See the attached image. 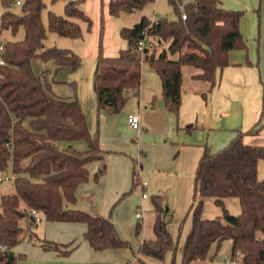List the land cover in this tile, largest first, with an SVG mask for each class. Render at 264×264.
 Segmentation results:
<instances>
[{
    "label": "trees",
    "instance_id": "16d2710c",
    "mask_svg": "<svg viewBox=\"0 0 264 264\" xmlns=\"http://www.w3.org/2000/svg\"><path fill=\"white\" fill-rule=\"evenodd\" d=\"M1 32H11L13 40H5L0 64V170L13 175L15 191L0 199V264H18L23 255L16 246L35 222L28 209H36L47 221L81 222L87 225L85 239L96 250L131 248L120 237L114 222L103 216L67 208L76 201L78 186L90 179L88 164L96 160L102 165L95 178L106 172L105 151L99 136H93L77 85L71 82L75 95L63 97L53 91L46 71L37 73L36 58L53 61L55 72H76L82 58L71 48L46 46L48 32L83 39L82 23L91 30L93 21L81 9L85 0H64V14L48 11V24L43 12L44 0H0ZM20 2L17 4V2ZM59 0H51L55 4ZM154 0H111L110 14L142 9ZM178 18L151 20L143 16L133 27L120 29L128 48L117 57L103 54L102 24L100 51L93 77L98 110L120 113L127 104L130 89L142 83V60L136 47L148 30L150 37L168 42L163 49L148 47L143 60L149 63L162 81L165 106L178 113L182 98V68L194 66L201 72L195 79L212 86L217 70L228 64L232 49L246 48L240 20L243 12L225 9L219 0H169ZM187 17L183 18V11ZM21 34V38L17 37ZM54 82V81H53ZM66 83L65 81H60ZM261 126L238 132L222 150L213 153L206 148L195 176L193 202L190 207L192 226L186 237L181 264L204 262L211 246L232 241V257L239 255L242 264H264V179L258 176V164L264 160V146L244 143L246 134H258ZM84 143V148H78ZM237 197L241 213L231 214L224 199ZM206 200H214L223 209L215 218H205ZM25 206V207H23ZM156 239L140 247L141 254L164 259L176 251L172 235L162 215V204L155 200ZM28 226L22 225V220ZM141 231L138 227L137 233ZM47 249L60 250L57 243H43ZM172 264H176L173 261Z\"/></svg>",
    "mask_w": 264,
    "mask_h": 264
},
{
    "label": "crops",
    "instance_id": "0c3cea01",
    "mask_svg": "<svg viewBox=\"0 0 264 264\" xmlns=\"http://www.w3.org/2000/svg\"><path fill=\"white\" fill-rule=\"evenodd\" d=\"M110 1L85 0L80 7L92 19L94 28L96 26L97 29L100 22L102 29V24L106 23L103 54L117 57L128 45L118 37L113 45L108 42L110 31L117 34L118 29L114 27L116 16L109 11ZM219 1L223 8L229 10L251 9L257 4V0ZM240 30L246 48L229 51L228 64L217 70L213 86L194 78L201 72L199 69L183 66L182 98L177 114L166 108L161 78L152 68L157 77L146 79L142 70L139 89L128 91L127 104L118 114L99 111L97 100L78 89L90 132L93 136H99L101 148L105 151L107 168L96 179L95 174L102 161L89 163L90 179L78 186L76 201L66 206L93 216L110 218L120 237L132 246L96 250L85 239V223L47 221L41 215L42 220L30 226L14 249V253L24 256L18 264H137L139 261L154 264L153 259L156 258L140 252L145 242L156 239L155 232L150 233V226L156 220L155 201L150 200V194L152 197L164 196L162 215L173 237L171 223L180 221L184 213V206H180L178 199H187L194 188L196 171L206 148L209 147L213 153L218 152L229 145L238 132H248L258 126L262 127L258 134H246L243 140L248 145L264 146V35L262 33L261 36L255 17L248 20L242 16ZM89 35L88 39L87 36L72 39L63 47L78 53L82 66L74 73L62 70V81L75 80L73 82L82 86L83 79H87L88 75L91 84L92 71L96 68L100 51V38L97 34ZM150 42L151 48L160 45L159 49H163L168 46V42L164 41L159 44L157 37H150ZM129 114L140 117L141 131L130 127ZM258 176L260 180L264 179V160L259 161ZM144 181L147 182L146 186L142 184ZM136 184L141 186L142 191H149L146 198L143 192L141 198L134 199L131 193ZM238 200L237 197H228L224 199V204L232 213L238 214L241 213ZM214 204V200H206L204 216L210 218L220 214L213 209ZM140 209L142 216L137 218ZM144 224L146 227L143 230ZM138 227L141 229L139 234ZM44 242L57 243L61 248L47 249L43 246ZM214 245L217 243L211 246L209 257ZM200 263L203 262L193 264ZM233 263L242 264L241 260Z\"/></svg>",
    "mask_w": 264,
    "mask_h": 264
},
{
    "label": "rangeland",
    "instance_id": "374dc122",
    "mask_svg": "<svg viewBox=\"0 0 264 264\" xmlns=\"http://www.w3.org/2000/svg\"><path fill=\"white\" fill-rule=\"evenodd\" d=\"M44 1L48 6L43 12V21H44L45 25L47 26V24H48V11L52 10V11L56 12L57 14H61V15L64 14L65 1L60 0V1H57V3H55V4H52L51 0H44ZM183 1L185 3H187V2H190L193 0H183ZM263 5H264V0H257L256 7H253L251 9L235 10V11L243 12L242 16L245 19L250 20V18H252V17L257 18L258 19V28L261 30V36H262V33L264 35V31L262 32V30H264V21L262 19V18H264V13H263L264 12V6ZM181 11H183V8H181ZM1 12H2V5H1V1H0V16H1ZM143 16H147L148 18H155V20H157L158 18H165V19H168L171 21V20H175L178 18V13H177L175 7L170 4L169 0H154L153 2L148 3L142 9H138V10H135L133 12H122V13H120V15L118 17H114V19H115L114 21L116 23L115 24L116 26H114V27H115V29L118 28L117 34L110 31L108 42L111 45H113L115 38L118 37V39H120L127 46L128 44L125 41V39L122 38L121 34L119 35V30L123 27L135 26L137 23H139L141 21ZM103 25H104V32L102 35L103 36L102 37V45L104 47V42H105L104 41V34L106 31V23L104 22ZM86 26L87 25L85 23H82V27L84 30V38L87 36V39H88V35L91 33H93V35L97 34L99 36V38H101V29H100L101 24H100V22L97 24V29H96V26L94 28V25H93L92 26L93 28H91V30L87 31ZM248 26L250 29L249 24H248ZM99 29H100V33H99ZM93 35H89V37H91ZM21 37L22 36L20 34L17 37V39H19ZM248 38H250V37L248 36ZM13 39H15V38H13V36L11 35V32H9L7 30H4L1 32V30H0V43H4L5 40H13ZM71 40H72V38H67V37L60 36V35L53 33V32H48V37L45 40V44H46V46H57V47L63 48L64 46H66L65 44ZM141 60H142V70H143V74H144L145 78L149 79V77H157L156 73L151 69L149 63L145 62L143 59H141ZM87 65L88 64H86V67H85L86 72L88 71ZM33 67H34L35 72H37V73H42V72L46 71L45 72L46 73V79L50 83H52L53 91L56 94L61 95L63 97H69V96L75 95L76 91L73 89V87L70 84L71 82H73L75 80H71V81L68 80V81H65L66 83H61L60 81L63 80V79H61L62 78L61 77L62 70H60L59 73L55 72V67H54L53 61L44 62L41 59L36 58L33 60ZM86 72H85V74H86ZM93 72H95V69H94V71H92V82H91V84H90V79H89L91 77L90 76L88 77V75H86L87 79H89L88 82H87V79H83L84 82L82 83V86H80L78 83L76 84L77 85V97L78 98H79V95H78V89H79V90L84 91L85 95L87 94V95L93 97L95 100H97L96 99V93L94 90V85H93V77H94ZM84 147H85L84 143H81L78 146V148H81V149ZM138 170H139V166L137 167V171ZM7 175H10L13 177L12 173H10V172L4 173L0 170V177L5 178V176H7ZM13 180H14L13 178L10 180L4 179L0 183V199H1V196L3 194H11L15 191ZM194 187H195V180H194ZM143 192L149 194V191L147 189L142 191L141 186L136 184V188H134V190L132 191L131 194L133 195L135 200H138L139 198L142 197ZM150 196H151L150 200H154V201L157 200V197H152L151 194H150ZM193 197H194V188H192L187 199H186V197L184 199H178L180 206H184V213H183L180 221H178V222L174 221L171 223V228H170L171 232L173 234V239L175 242L176 251H169L166 254V257L164 259H153L154 264H172L173 261H175L176 264L182 263V251H183V247L185 244L186 233L188 232V230L192 224V215L190 213V207H191L192 202H193ZM159 199L162 203L165 198L163 195H161L159 197ZM239 205H240V203L238 204V206ZM225 207L229 210V212L231 214H234L230 211V209L227 205H225ZM213 209H215L216 211H219L220 214L214 215L213 217H210V218H215V217L221 216L223 214V209L221 207L216 206L215 204H214ZM140 211L142 213V209H140ZM206 212H207V210H206ZM209 213H210V211H209ZM238 214H240V213H238ZM238 214H234V215H238ZM204 217L208 218V217H206V215ZM28 224L29 223H28V221H26V219L22 220V225H24V227H27ZM145 227L146 226L144 224L143 230L145 229ZM150 233L154 234V225L153 224H152V226H150ZM232 246L233 245H232L231 240H224L219 247H218V245H214L212 247L211 255H210L209 259L206 262H203L200 264H235L232 262V260H233ZM237 262H239V261H237ZM128 264H131V263H128ZM137 264H144V262L139 261V262H137Z\"/></svg>",
    "mask_w": 264,
    "mask_h": 264
},
{
    "label": "built area",
    "instance_id": "2783aa9c",
    "mask_svg": "<svg viewBox=\"0 0 264 264\" xmlns=\"http://www.w3.org/2000/svg\"><path fill=\"white\" fill-rule=\"evenodd\" d=\"M19 3L20 2L18 1L17 4H19ZM186 17H187V15H186L185 11H183V18L185 19ZM148 47H152V43L150 42L149 32H148V30H146L144 32V35H143L142 39L139 41V43H138V45L136 47V52L140 56L141 59L144 58L145 50ZM3 51H4V45H3V43H0V64H4V59L2 57ZM128 121H129L130 127L132 129L141 131V119H140V117L138 115L129 114ZM12 178L13 177L10 176V175L5 176V178L4 177H0V183L4 179L10 180ZM142 184H143V186H146L147 182L144 181ZM147 196H148L147 193H143V197L144 198H146ZM28 214L34 218L35 222H39V221L42 220V216H41L40 212L38 210H36V209H28ZM141 216H142L141 212H138L136 214L137 218H140ZM232 261L233 262L240 261V256L239 255L235 256Z\"/></svg>",
    "mask_w": 264,
    "mask_h": 264
},
{
    "label": "water",
    "instance_id": "95a60500",
    "mask_svg": "<svg viewBox=\"0 0 264 264\" xmlns=\"http://www.w3.org/2000/svg\"><path fill=\"white\" fill-rule=\"evenodd\" d=\"M10 257H14V252H10Z\"/></svg>",
    "mask_w": 264,
    "mask_h": 264
}]
</instances>
